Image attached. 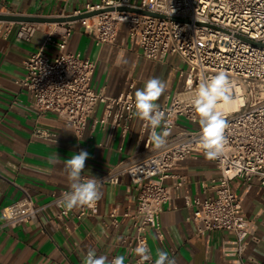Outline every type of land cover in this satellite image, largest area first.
Instances as JSON below:
<instances>
[{"label":"built area","instance_id":"built-area-1","mask_svg":"<svg viewBox=\"0 0 264 264\" xmlns=\"http://www.w3.org/2000/svg\"><path fill=\"white\" fill-rule=\"evenodd\" d=\"M118 6L144 9L162 16L118 10ZM108 7L113 9L75 21L18 22L15 35L27 42L43 25V45H50L55 52L49 54L42 46L30 53L23 61L25 74L17 82L28 91L31 105L39 114L55 113L78 138L83 136L95 105L103 103V114L93 118L92 131L108 125L123 139L135 115L132 87L116 95L96 91L92 85L94 60L65 50L73 30L81 26L98 45L114 41L120 26L125 24L128 36L138 39L144 57L163 60L175 54L186 65L183 89L167 96L160 104L170 130L167 145L159 150L151 144L146 147L148 130L146 122L141 120L142 146L95 176L102 180L103 186L117 184L127 175L138 189L135 208L126 213L136 230L128 246V252L134 253L140 243L146 242L149 247L150 230L162 236L159 213L170 201L172 190L182 188L187 181L185 175L173 170L185 158L204 154L199 143V116L192 105L199 83L218 71L226 72L233 85L232 95H239L241 102L236 108H217L228 123L225 133L228 144L220 158L211 160L218 172L213 183L214 195L186 196V203L194 205L192 220L199 233L230 230L237 238L239 251L242 250L248 219L231 182L234 178L244 183L257 179L264 185V44H258L264 43V0H100L68 14ZM0 13L11 12L0 10ZM61 15L66 14L53 16ZM13 23L0 20V31ZM179 118L194 126L179 125ZM33 135L55 140V133L42 127H35ZM137 167L143 168V172H136ZM82 176L90 177L84 172ZM166 178L171 179L169 184L163 182ZM66 191L67 188L54 190L47 202L36 204L24 190L20 198L1 208V227L19 226L48 207H52L57 225L71 217L98 213V202L91 207L66 211L57 203ZM112 221L116 224V218ZM151 261L142 262L136 255L133 259L125 258V264Z\"/></svg>","mask_w":264,"mask_h":264},{"label":"crops","instance_id":"crops-1","mask_svg":"<svg viewBox=\"0 0 264 264\" xmlns=\"http://www.w3.org/2000/svg\"><path fill=\"white\" fill-rule=\"evenodd\" d=\"M99 1L0 0V10L48 17L74 13L86 4ZM17 24L14 22L0 31V264H80L88 248L109 259L117 255L133 259L135 253L128 252V246L136 230L126 213L135 208L138 189L127 175L117 184L102 186L103 196L98 201L96 215L71 217L57 225L54 211L48 207L19 226L1 227V208L20 198L24 190L34 203L41 204L51 198L52 191L68 189L63 162L74 154L87 151L90 158L85 162L84 173L96 176L133 154L142 146L144 138L141 119L135 115L123 139L108 125L92 131L93 118L100 117L104 111L101 102L88 117L81 138L55 113L39 114L31 105L28 91L17 79L24 76L23 61L30 53L43 46L53 54L55 48L43 45V25L27 42L16 37ZM65 50L94 60L93 88L107 95H116L130 87L134 95L149 78L159 77L167 86L157 101L160 105L184 86L186 65L180 58L175 54L163 60L144 57L138 39L128 36L125 24L120 26L114 41L98 45L89 33L77 26ZM177 122L184 127L194 126L183 118ZM35 127L54 132L55 140L33 135ZM55 153L60 157L58 164L49 162ZM173 172L185 175L187 181L182 188L172 190L170 201L159 213L162 236L150 230L152 261L144 264H154L157 249L167 251L176 259V264H264V185L257 179L244 183L234 178L231 182L248 219V233L239 251L237 238L230 230L199 233L192 220L194 205L186 203V196L214 195L213 183L218 175L214 163L197 153L181 161ZM163 182L169 184L171 179ZM112 218H116V224Z\"/></svg>","mask_w":264,"mask_h":264},{"label":"clouds","instance_id":"clouds-1","mask_svg":"<svg viewBox=\"0 0 264 264\" xmlns=\"http://www.w3.org/2000/svg\"><path fill=\"white\" fill-rule=\"evenodd\" d=\"M166 87V83L161 78L151 77L134 93V114L146 122L145 126L148 130L146 147L151 144L157 150L167 145V138L170 135L166 113L157 103L165 93ZM232 88L233 85L227 73L218 71L199 83L192 100L195 112L199 116V143L206 159L210 161L220 158L228 144L225 134L228 123L223 114L217 110V106L220 102L226 104L232 102ZM89 158L90 154L81 150L63 162L62 171L68 180V191L62 193L57 203L66 211L91 207L102 199V180L92 175L88 178L82 176L85 162ZM49 162L58 164L60 157L55 153ZM143 170L137 167L136 172H143ZM134 253L142 262L152 260V253L146 242L140 243L134 249ZM83 264H125V256L117 255L109 259L107 255H97L96 249L88 248L83 257ZM154 264H176V259L170 257L167 251L157 249Z\"/></svg>","mask_w":264,"mask_h":264},{"label":"water","instance_id":"water-1","mask_svg":"<svg viewBox=\"0 0 264 264\" xmlns=\"http://www.w3.org/2000/svg\"><path fill=\"white\" fill-rule=\"evenodd\" d=\"M113 9V7L108 8H101L95 9L91 11H83L78 14H66L61 16H40V15H25V14H18V13H0V20L2 21H11V22H22V21H31V22H66V21H75L83 17H89L104 10ZM118 10H130L136 11L144 14H150L154 16H162L159 13L150 12L144 9H139L135 7H128V6H118L116 7ZM173 19H178L174 17ZM264 44V43H258Z\"/></svg>","mask_w":264,"mask_h":264},{"label":"bare ground","instance_id":"bare-ground-1","mask_svg":"<svg viewBox=\"0 0 264 264\" xmlns=\"http://www.w3.org/2000/svg\"><path fill=\"white\" fill-rule=\"evenodd\" d=\"M241 102V98L239 95H232V102L231 103H223V102H220L218 103V107L220 106H224L226 109H231V108H236L239 103Z\"/></svg>","mask_w":264,"mask_h":264}]
</instances>
